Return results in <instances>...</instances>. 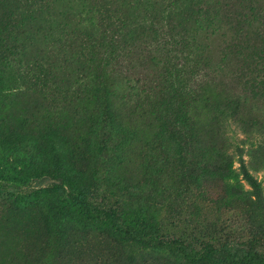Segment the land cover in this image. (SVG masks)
<instances>
[{
    "label": "rangeland",
    "instance_id": "374dc122",
    "mask_svg": "<svg viewBox=\"0 0 264 264\" xmlns=\"http://www.w3.org/2000/svg\"><path fill=\"white\" fill-rule=\"evenodd\" d=\"M9 1L0 0V28L15 21L14 15H7L4 8ZM146 1L152 5L143 9L141 3ZM207 1H214L216 8L222 2L221 18L227 17L233 23L244 18L250 26L242 27L233 45L229 40L231 34L236 35L229 27L207 40L199 30L206 50L201 57H187L170 52L163 45L166 43L145 47L131 36L126 44L110 37L115 28L135 32L141 20L163 18L162 0H50V11L44 20L30 23L24 30L26 42L20 45H26L28 63L18 64L13 59L0 63L4 84L0 90L1 129L12 132L19 130L22 119L28 122V134L18 148L3 153L0 146V160L10 156L20 166L30 159L45 164V159L32 150L30 140L47 127L45 118H61L71 125L69 130L74 129L76 118L69 100L67 103L49 87L40 85L48 74L44 75L38 58L44 53L54 55L57 63L50 66L49 84L52 86L63 74L62 78L75 89L77 104L82 108L98 109L92 98L97 83L109 94L119 95L125 88H134L139 95V99L125 95L121 103L123 118L109 125L102 124L103 116L97 110L93 130L86 136L95 144L92 149L101 147L100 155L93 152L97 159L96 182L111 178L110 185L116 184L115 192L120 195L118 202L123 203L126 218L136 216L151 225L157 222L162 232L173 237L186 230L194 234L203 230L221 242L231 239L228 250L232 253L264 254V215L247 200L233 202L224 210L212 207L206 198L208 191L223 184L219 169L231 164L245 191H252L249 183L255 184L264 199V134L253 126H264V87L254 95L252 91L244 94L247 81L264 83V0ZM23 2L33 8L42 4V0ZM77 6L82 9L74 11ZM66 20L70 30L81 34L80 38L74 36L68 50L64 47L45 51L43 39L36 36L39 30L47 28L53 35L64 37L68 31ZM93 25L98 35H105L97 43L84 41ZM190 30L193 34L194 27ZM182 39L179 49L194 46L190 35L184 34ZM64 56L71 58L69 64L63 62ZM163 56H170L171 60L153 64L154 67L149 64L151 58L166 61ZM165 69L172 71L173 84L185 99V105L179 106L177 100L171 108L177 114L178 110L187 113L183 128L174 127L165 109L159 108ZM97 75L102 84L96 80ZM232 99L239 101L235 116L215 109L216 104ZM74 133L70 132V136ZM50 189H56L64 198L70 194L62 182L41 176L23 185L0 182V264H114L108 254L109 242L93 226V214L62 199L41 196L50 207L69 213L71 222H64L61 229L53 231L49 246L39 241V225L32 221L33 198ZM9 196L15 198V208L8 209ZM149 243L133 246V253H126L131 258L128 264H187L186 256L192 257L188 252Z\"/></svg>",
    "mask_w": 264,
    "mask_h": 264
},
{
    "label": "trees",
    "instance_id": "16d2710c",
    "mask_svg": "<svg viewBox=\"0 0 264 264\" xmlns=\"http://www.w3.org/2000/svg\"><path fill=\"white\" fill-rule=\"evenodd\" d=\"M162 2L164 4L161 12L163 18L161 16L153 18V21L151 19H143L138 25L140 27L135 32L131 31L128 33L123 28H115L111 31L110 37L126 44L125 42L129 43V37L131 36V38L139 40L140 44L145 47L155 43H166L163 45L167 46L170 52L185 54L187 57H201L207 45L202 47L203 45L200 41L202 38L199 36V30H202L203 39L207 40L208 38H213L215 33L222 32L220 29L229 27L230 31H233L236 35L233 36L231 34L232 40H229L231 45H233L237 42L236 39L240 37L242 27L250 26L248 21L241 16L239 17L243 20H237L235 23L231 22L227 17L221 18L220 16L223 14L219 10L221 1L218 2L217 8L214 6V1L207 0H162ZM80 4L83 3L80 2ZM141 5L143 9H148L152 4L146 1L141 3ZM4 8L7 15H14L15 21L9 27L3 26L0 28V45H4V47L0 48V63L13 59L18 61V64L23 62L26 64L28 63L26 60V45H20V43L26 42V31L24 30L30 23H40L44 20L50 11V0H42L41 6L37 8H33L23 2V0H10L8 6L5 5ZM73 9L74 11H79L82 6H77L76 9ZM90 9L92 12L91 7ZM87 12L89 13V10ZM161 14L159 11V15ZM64 15L65 11L62 13V16ZM1 20L2 18L0 17V22H2ZM67 27L68 31L64 37L53 35V31L47 28L42 29H46L45 31L39 30V32L41 31L40 34L36 36L43 39L45 51L50 49L60 50L64 47L67 50L72 48L71 39L74 36L80 38L81 34H76V29L70 30L72 28L69 29L70 25ZM190 27H194L193 34ZM236 27L238 30H236ZM95 30L93 25V30H91L90 35L84 41L97 43L105 38L104 34L98 35ZM184 34L192 37L190 40L194 44L193 47L179 49ZM197 46H201L202 49H197ZM79 57L82 61L81 55ZM170 58V56H163L162 59L166 61L151 58L149 59V64L152 66L153 64L156 66L165 64V62L171 60ZM38 59L39 63L42 64L44 75L48 74L40 85H44L45 88L49 87L53 93L65 98L67 103L69 100L76 123L74 124V129L69 130L71 125L67 124L66 120L59 118L53 121L45 118L47 127L35 139L31 136L30 140L33 144L32 150L34 149L37 155L42 156L46 163L36 164L34 160L30 159L25 166H20L16 163L17 160L15 158L7 156L5 159L0 160V182L9 185H23L36 178V176H41L51 180H58L68 187L70 194L65 198L56 189L38 192L37 197L33 198V211L30 208L28 209L30 213L32 211V221L39 225V241L45 247L49 246L50 235L55 229H61L64 222H71L69 213L67 214L60 207H50L45 203L44 199H41V196L48 195L55 199L65 200L68 205L80 207V210L93 214V226L98 227L109 242L111 250H109L108 254L112 255L114 264H128L131 258L126 253L131 252L132 254L133 246L141 245L145 241L157 243V245L181 252H188L192 257L186 256L187 264H264V254L262 253L255 251L251 253L230 252L228 245L231 239L221 242L217 236L205 233L203 230L198 231L196 234L186 230L178 237H173L162 232L157 222L155 225H151L147 223V220L139 221L136 216L131 219L126 218L124 205L118 202L120 195L115 192L116 184L110 185L111 178L106 180L103 178L100 183L96 182L97 159H95L93 152L97 151L100 155L101 147L92 149L95 144L86 136L93 130L92 126H94L98 112L103 116V125H109L117 122L118 118H123L121 103L125 101L126 97L124 96L127 95L128 98L132 99L138 98L137 91L134 88H125L123 91H119V95L112 92L109 94L97 83V88L93 90L92 98L96 100L98 109L90 111L77 104L79 98L75 94V89L68 85L66 78H62L63 74L52 86L49 84L48 77H52L49 73L51 71L50 66L57 63L56 57L44 53ZM63 62L69 64L71 58L64 56ZM210 64L212 63L210 62ZM172 75L173 73L170 69H165L162 74L163 89L160 92L161 97L158 99V104L159 108L165 109L169 121L178 129L180 127L183 128L187 113L183 112V110H178L177 114L172 112L171 108L176 104L177 100L179 101V106H183L186 103L182 92L174 86ZM97 79L102 84L98 75ZM261 84L264 83L255 85L247 81L244 84V94L247 95V92L250 93L252 91V95H254L256 90H261V87H264ZM254 85L256 88H254ZM3 88L4 84L0 79V90ZM189 91L193 94L191 90ZM185 95L187 96L188 93ZM75 106L78 107L77 110H75ZM238 108L239 101L237 99L224 100L215 106L218 111L227 115L234 114V116ZM27 124V119H22L20 126L17 128L19 130L13 128L16 131L8 132L1 129L3 124L0 122V146L3 153L16 149L21 145V141L28 134L25 131ZM253 126L261 128L264 134V126H258L257 123H253ZM69 131H75L76 134L74 133L70 136ZM172 138L174 139V136ZM219 176L223 179L222 186L214 191H208L206 195L212 207L225 210L233 202H245L247 200L254 209L264 215V199L259 194L255 184L249 183L252 191H245L239 181V176L232 170L231 164L221 167ZM8 198L10 203L8 209L11 207L15 208V198L12 199V196H9L6 199L8 200ZM132 211L136 215H143L139 210ZM175 214L177 215L178 213L175 212ZM98 258L101 259L100 256ZM102 261L101 259L100 263Z\"/></svg>",
    "mask_w": 264,
    "mask_h": 264
}]
</instances>
